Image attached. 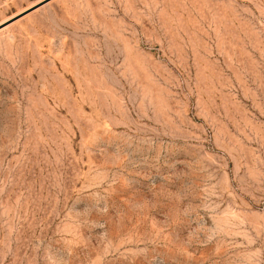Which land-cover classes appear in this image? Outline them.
I'll return each instance as SVG.
<instances>
[{
    "label": "rangeland",
    "instance_id": "1",
    "mask_svg": "<svg viewBox=\"0 0 264 264\" xmlns=\"http://www.w3.org/2000/svg\"><path fill=\"white\" fill-rule=\"evenodd\" d=\"M0 264H264V0H52L1 29Z\"/></svg>",
    "mask_w": 264,
    "mask_h": 264
},
{
    "label": "water",
    "instance_id": "2",
    "mask_svg": "<svg viewBox=\"0 0 264 264\" xmlns=\"http://www.w3.org/2000/svg\"><path fill=\"white\" fill-rule=\"evenodd\" d=\"M50 1H52V0H46V1L42 2V3H40L39 5H36V6L33 7L32 9H30L29 11L23 13L22 15H19L18 17H15L14 19L8 21L7 23L1 25V26H0V30L3 29V28H5V27L8 26V25L14 23L15 21L19 20L20 18L26 16L27 14H29V13L35 11L36 9H38V8H40V7H42V6H44L45 4L49 3Z\"/></svg>",
    "mask_w": 264,
    "mask_h": 264
}]
</instances>
